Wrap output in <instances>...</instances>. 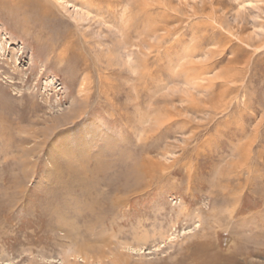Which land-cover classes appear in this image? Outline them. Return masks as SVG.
<instances>
[{
    "label": "rangeland",
    "instance_id": "1",
    "mask_svg": "<svg viewBox=\"0 0 264 264\" xmlns=\"http://www.w3.org/2000/svg\"><path fill=\"white\" fill-rule=\"evenodd\" d=\"M0 264H264V0H0Z\"/></svg>",
    "mask_w": 264,
    "mask_h": 264
}]
</instances>
